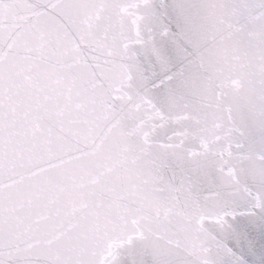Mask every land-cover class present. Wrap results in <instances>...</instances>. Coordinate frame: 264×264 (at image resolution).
Here are the masks:
<instances>
[{"label": "snow or ice", "instance_id": "1", "mask_svg": "<svg viewBox=\"0 0 264 264\" xmlns=\"http://www.w3.org/2000/svg\"><path fill=\"white\" fill-rule=\"evenodd\" d=\"M0 264H264V0H0Z\"/></svg>", "mask_w": 264, "mask_h": 264}]
</instances>
